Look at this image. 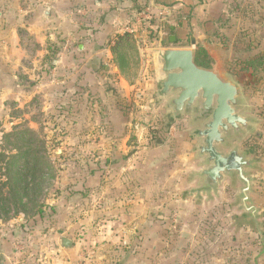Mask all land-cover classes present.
Wrapping results in <instances>:
<instances>
[{
    "label": "rangeland",
    "instance_id": "obj_1",
    "mask_svg": "<svg viewBox=\"0 0 264 264\" xmlns=\"http://www.w3.org/2000/svg\"><path fill=\"white\" fill-rule=\"evenodd\" d=\"M147 8L152 10L148 1L142 0L136 9L141 12ZM177 8L183 6L177 5ZM194 10L195 7L193 12ZM161 16L153 11L150 22L143 23L145 28L147 26V40L152 49L190 47L193 37L191 35L186 41L163 46L161 37L174 35L162 25L168 16ZM196 16L193 14L191 22L193 18L200 22ZM53 59L55 56L48 59V68L51 67ZM236 59V65L230 68L229 73L234 77L240 73L245 74L240 80L244 99L246 102L251 99L249 114L257 117L261 123L256 125L255 132H247L239 137L232 135L229 146H221V149L228 152L231 147L238 146L240 150L250 152V158L257 160L256 167L250 170L254 177L251 199L254 205H259L264 210V56L243 59L248 66L247 70L243 69L245 65L238 67V61L242 58ZM257 61L262 62L254 67V62ZM148 68V74L154 80L153 87H149L152 90L150 95L143 96V99L137 93L135 97H124L125 100H122L132 104L135 129L132 133L128 132L130 139L127 145L119 144L117 147L118 151L127 148L128 154L133 155L134 162L131 165L138 170L144 181L150 179L152 182H160L159 193L164 192L169 202L176 198L179 201H176V205L167 203L168 207L164 209H150L151 232L161 241L149 242L150 257L146 264H227L239 259L236 251L240 249L259 250L260 242L254 237V234L259 235L255 226L238 219L244 213L237 198L242 186L239 180L227 177L216 194L202 192L198 195L192 192L203 181L197 175L203 168V161L197 156L198 140L195 136L202 121L194 114L187 113L172 118L165 101L156 100L154 90L158 86L154 79L153 64ZM20 82L22 91H34L32 80L21 79ZM87 99L88 106L91 101L97 100L92 94ZM86 117H90L89 113ZM68 118L61 99L58 105L50 106L42 93L32 92L25 97L20 96L19 99L8 98L7 104L3 106L0 91V144H3V132H10L14 127L16 130L29 127L44 142L51 164L45 170L44 183L39 186L42 188L40 207H31L26 215L17 211L14 206L6 213L0 210V264H119L120 256L123 259L120 248H124V244L113 239H96L97 228L100 226L96 225L98 220L95 218L101 216L95 205L99 200L96 190L102 184V179L95 176L97 172L108 169L98 159L101 146L96 124L87 129L84 125L80 128L78 125L69 128V124H66ZM171 125H174L173 129ZM123 133L124 129L115 130V136L120 137ZM69 136L71 143H68ZM79 136H86V139L81 143L78 141ZM39 145L37 142V146ZM41 146L43 144L40 148ZM105 147V151L110 150V146ZM174 170L181 175L175 182L168 183L167 171ZM108 180L105 179L109 185ZM156 184L158 183L155 182ZM80 186L85 195L84 200L74 203V209L71 207L62 210L61 204L72 196L68 193H77ZM71 200H78V196ZM55 206H59V209H55ZM41 209L42 212L37 211ZM83 213H88L91 217L90 224L77 221L70 228L67 223L63 225L64 215L67 217L66 221L74 222L73 219L84 215ZM259 214L264 229V212ZM105 216L112 215L109 212ZM57 228L66 229L67 235L74 241L73 248L65 249L59 244ZM119 228L115 223L103 225L104 233L109 235ZM13 231H16L15 236L8 238ZM2 238L7 239L3 247ZM6 255L9 260H13L12 263H8Z\"/></svg>",
    "mask_w": 264,
    "mask_h": 264
},
{
    "label": "crops",
    "instance_id": "obj_2",
    "mask_svg": "<svg viewBox=\"0 0 264 264\" xmlns=\"http://www.w3.org/2000/svg\"><path fill=\"white\" fill-rule=\"evenodd\" d=\"M141 1L0 0L2 105L7 104L8 98L19 99L32 92L42 93L50 106H56L62 100L69 116L66 121L69 128L84 125L87 129L96 124L101 146L98 159L104 162L105 168L108 167L95 176L102 179V184L96 190L99 200L95 205L101 215L95 218L98 220L96 225L100 226L96 239H113L125 245L120 248L123 259L120 256L119 264L147 263L150 257L149 242L160 240L151 232L150 209H164L170 203L176 205L177 201L176 198L169 202L164 192L159 193L160 182L144 181L131 165L133 155L128 154L127 148L118 151L117 147L119 144L126 146L130 139L128 132L132 133L135 129L132 104L122 100H125L124 97H135L137 93L138 97L144 99L143 96L150 95L154 81L148 74L150 58L155 49L148 43L147 26L145 28L143 24H138L133 32L128 31L135 14L139 12L136 8ZM147 1L155 13L163 11L153 0ZM178 5L181 7V4ZM194 11L193 14L197 15L195 18L202 23L192 19L191 46L184 48L197 49L196 44L201 43L212 57V68L216 71L231 72L236 58H242L238 61L240 68L244 66L243 59L264 56V0H196ZM175 26L176 23H172L171 27ZM117 34H130L135 40L136 59H131V69L127 73L128 67L125 71L121 69L111 50L113 43H109ZM52 56L55 59L48 68V59ZM136 61L137 64L134 63ZM244 75L240 73L235 79L240 82ZM21 79L32 80L34 91H22ZM89 94L97 100L91 101L88 106ZM136 101L139 103L138 98ZM250 102L251 99L248 102L251 106ZM88 113L90 117L87 118ZM173 128L174 125H171ZM122 129L123 135L115 136V130ZM78 139L82 143L86 136H79ZM68 140L71 143V136ZM105 146H110L111 151H105ZM167 172L168 183L175 182L181 175L177 170ZM105 179H109V185ZM155 182L158 184L155 185ZM78 190L77 193H68L72 196L61 204L62 210L74 209V203L84 200L81 186ZM156 193H159L157 198L154 197ZM75 196H78V200L72 201ZM256 206L259 212H264L262 207ZM54 208L59 209V206ZM109 212L112 216H105ZM83 214L74 218V222L66 221L64 215L63 225L67 223L70 228L77 221L90 224L91 217L88 213ZM105 223H115L120 228L109 235L103 231ZM60 230L64 236L72 239L65 228H57L58 242ZM15 234L16 231H13L8 238ZM254 237L260 242L259 250L240 249L236 251L239 259L227 264H264V233L254 234ZM5 242L7 239L2 238V247ZM12 262L10 259L8 263Z\"/></svg>",
    "mask_w": 264,
    "mask_h": 264
},
{
    "label": "water",
    "instance_id": "obj_3",
    "mask_svg": "<svg viewBox=\"0 0 264 264\" xmlns=\"http://www.w3.org/2000/svg\"><path fill=\"white\" fill-rule=\"evenodd\" d=\"M170 39L176 40L175 36ZM195 58V47L158 48L152 52L151 63L158 86L156 100L165 101L172 118L187 113L202 121L195 136L197 156L203 161V168L197 175L203 181L192 192L216 194L227 177L239 180L242 186L237 198L244 213L238 219L252 224L262 235L259 209L250 197L254 183L250 170L256 167L257 160L238 146L231 147L228 152L221 149V146H229L232 135L239 137L255 132L261 121L249 114L251 106L245 101L242 86L232 73L199 66ZM59 234V244L63 248H72V239L64 236L62 230Z\"/></svg>",
    "mask_w": 264,
    "mask_h": 264
},
{
    "label": "trees",
    "instance_id": "obj_4",
    "mask_svg": "<svg viewBox=\"0 0 264 264\" xmlns=\"http://www.w3.org/2000/svg\"><path fill=\"white\" fill-rule=\"evenodd\" d=\"M155 1L156 6L170 11V15L162 25L170 34L176 36L174 42L171 41L170 36H164L163 46L188 40L191 35V18L196 0ZM178 4L183 8H177ZM168 21H174L176 26L172 28V24ZM109 43H113L111 50L121 69L125 71L124 69L128 67L127 73L131 69V59L134 61L136 59L135 40L130 34H117ZM196 45V63L199 66L212 68L213 59L207 49L200 43ZM261 62H254V67L259 66ZM247 67L245 65L243 69L247 70ZM170 124L171 122L168 125ZM3 133V144L2 142L0 144V210L6 213L14 206L17 211L26 215L30 209L40 207L39 197L42 188L39 186L44 183L45 170L51 166L50 157L47 155L48 150L44 142L39 140L31 128L16 130L14 127V130ZM37 142L43 146L40 148ZM37 211L42 212V209Z\"/></svg>",
    "mask_w": 264,
    "mask_h": 264
},
{
    "label": "built area",
    "instance_id": "obj_5",
    "mask_svg": "<svg viewBox=\"0 0 264 264\" xmlns=\"http://www.w3.org/2000/svg\"><path fill=\"white\" fill-rule=\"evenodd\" d=\"M162 9L163 11L159 12V14L162 15L161 18H167V16L170 15V11L166 8H162ZM152 12L153 11L151 10V8H147L144 11L136 13L134 16V20L132 21L133 25L130 28H128L129 29L128 31L133 32L135 29L134 28L135 25L149 23L150 22L149 19L152 16Z\"/></svg>",
    "mask_w": 264,
    "mask_h": 264
},
{
    "label": "flooded vegetation",
    "instance_id": "obj_6",
    "mask_svg": "<svg viewBox=\"0 0 264 264\" xmlns=\"http://www.w3.org/2000/svg\"><path fill=\"white\" fill-rule=\"evenodd\" d=\"M201 118V117H200Z\"/></svg>",
    "mask_w": 264,
    "mask_h": 264
}]
</instances>
